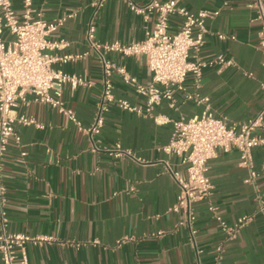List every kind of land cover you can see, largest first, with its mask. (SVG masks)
I'll list each match as a JSON object with an SVG mask.
<instances>
[{
    "label": "crops",
    "instance_id": "0c3cea01",
    "mask_svg": "<svg viewBox=\"0 0 264 264\" xmlns=\"http://www.w3.org/2000/svg\"><path fill=\"white\" fill-rule=\"evenodd\" d=\"M133 1L145 4L150 0ZM249 1L180 0L192 12L219 11L206 20L204 43L192 55L208 62L202 69L200 91L210 97L215 115L229 122L252 118L264 103L260 21ZM13 4L21 16L23 0H13ZM32 6L35 14L48 20L76 12L52 37L68 41L61 53L88 54L55 66L88 81V85L63 88L65 106L88 125L95 117L103 82L100 59L87 39L90 25L95 26V39L101 43L142 41L154 27L155 14L146 19L132 11L127 0H108L98 9L94 0H32ZM180 24L179 16L170 18L171 31ZM220 32L235 38L221 39ZM220 54L234 59L236 65L221 68L209 63ZM107 57L141 83L151 81L144 56L110 51ZM112 80L117 98L145 109V98L119 74L114 73ZM185 86L194 90L191 75ZM26 98V102L19 101L17 111L33 117L37 124L17 126L21 142L11 138L2 174L11 231L51 237L41 244H27L29 264H218L220 243L224 252L219 264H264V215L256 201L257 193L264 195L263 145L253 148L259 172L255 184L246 182L248 172L239 164L238 149L219 150L209 160L213 190L193 203L196 218L190 227L181 223L182 212L171 210L179 187L167 163L181 173L185 167L163 146L171 137V120L191 117L200 112V106L184 102L182 93L178 110L163 102L153 115L110 103L102 132L95 137L99 147L94 149L92 139L64 114L36 101L31 93ZM255 133L264 138V127ZM118 145L124 151L120 155ZM211 204L216 212L209 209ZM216 215L230 225L250 218L236 238L224 240ZM191 228L196 231L193 236Z\"/></svg>",
    "mask_w": 264,
    "mask_h": 264
},
{
    "label": "built area",
    "instance_id": "2783aa9c",
    "mask_svg": "<svg viewBox=\"0 0 264 264\" xmlns=\"http://www.w3.org/2000/svg\"><path fill=\"white\" fill-rule=\"evenodd\" d=\"M108 0H94V5L101 8ZM132 11L143 15L146 19L155 14L154 27L147 32L142 41L122 43L120 41L101 43L95 39V26L90 25L87 39L96 51L102 66V92L93 121L84 125L75 112L65 106L63 88L70 84L72 88L88 85V81L77 74L68 73L56 64H65L83 58V54L61 53L59 50L69 43L66 38L52 37L65 22L76 12H70L55 19L48 20L41 13H34L32 0H23L24 10L21 16L14 8L13 0H0V253L2 264H29L26 246L28 243L41 244L51 239L48 235H28L13 232L10 229V215L7 206V187L2 174L4 159L11 138L21 142L18 125L37 124L33 117L19 114V101H27L26 95L31 93L36 101L48 104L66 118L75 123L78 129L86 133L93 141L94 149H98L95 137L102 132L105 113L110 103L138 113L153 115L156 106L166 102L174 110L180 107L178 94H183L184 102H193L201 107L200 112L191 117L180 115L171 120L173 130L169 142L163 150L179 158L185 167V173L175 171L169 163L168 170L178 184L177 200L171 210L182 212L181 223L190 227L196 215L193 203L208 197L213 190V184L208 176V162L216 157L219 150L228 152L236 148L240 152V166L244 167L248 176L246 182L255 184L259 176L253 159V148L264 146V138L255 132L264 127V103L252 118L243 122H229L226 117L217 116L208 95L201 89L202 69L208 63L199 59L193 52L202 47L208 31L206 20L219 13L218 10H200L192 12L180 3V0H150L138 4L127 0ZM248 6L255 9L260 21L259 43L264 53V0H250ZM177 15L181 24L176 31L170 30V18ZM8 36L5 37L4 33ZM219 38H235L233 35L218 33ZM110 51L124 55L144 56L151 73L148 84L141 83L128 72L124 66H119L107 57ZM209 63L219 64L221 68L236 65L234 59L220 54ZM264 67V59H263ZM120 75L123 82L134 89L146 100L145 109L134 105L128 100L117 98L114 93L112 76ZM249 74V73H248ZM193 77V91L185 86L187 77ZM264 93V80L262 82ZM41 126V125H39ZM117 155L124 151L117 146ZM26 151L21 153L22 156ZM259 211L264 215V195L257 193ZM209 209L216 212L217 207L210 205ZM250 217H242L235 225H230L222 217L216 219L224 232V240L234 239L240 228ZM195 229L191 228L192 236ZM217 263L224 252L223 243L217 248Z\"/></svg>",
    "mask_w": 264,
    "mask_h": 264
}]
</instances>
